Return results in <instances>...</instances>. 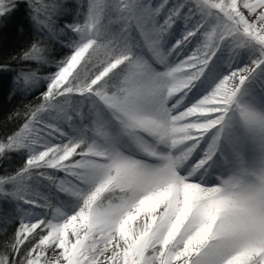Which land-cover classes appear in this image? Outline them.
Listing matches in <instances>:
<instances>
[{"label": "snow or ice", "instance_id": "1", "mask_svg": "<svg viewBox=\"0 0 264 264\" xmlns=\"http://www.w3.org/2000/svg\"><path fill=\"white\" fill-rule=\"evenodd\" d=\"M22 7L0 264H264V0Z\"/></svg>", "mask_w": 264, "mask_h": 264}, {"label": "trees", "instance_id": "2", "mask_svg": "<svg viewBox=\"0 0 264 264\" xmlns=\"http://www.w3.org/2000/svg\"><path fill=\"white\" fill-rule=\"evenodd\" d=\"M75 5L80 0H67ZM74 18V12L62 17L59 23H69ZM43 39L59 56L62 49L55 41H49L46 35L41 36L37 29L28 21L27 9L20 8L12 17L0 21V137L16 129L21 123V115L25 109L35 104L43 86L40 85L31 91H15L13 81L18 72L31 65L17 59L31 43ZM46 71V70H45ZM20 160L11 156L9 159H0V173L9 171L19 165Z\"/></svg>", "mask_w": 264, "mask_h": 264}, {"label": "rangeland", "instance_id": "3", "mask_svg": "<svg viewBox=\"0 0 264 264\" xmlns=\"http://www.w3.org/2000/svg\"><path fill=\"white\" fill-rule=\"evenodd\" d=\"M153 1L154 0H152V2ZM170 2H172V4L174 5L177 2V0H170ZM14 157L17 158V160H20L19 156L14 155ZM0 174H3V173H0ZM46 194L52 195V196L55 195L54 191H48V192H46ZM5 211H6V206L3 203H0V216H3L5 214Z\"/></svg>", "mask_w": 264, "mask_h": 264}, {"label": "bare ground", "instance_id": "4", "mask_svg": "<svg viewBox=\"0 0 264 264\" xmlns=\"http://www.w3.org/2000/svg\"><path fill=\"white\" fill-rule=\"evenodd\" d=\"M160 2V0H154L153 3L158 4ZM172 4V2H170Z\"/></svg>", "mask_w": 264, "mask_h": 264}]
</instances>
